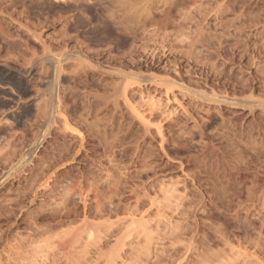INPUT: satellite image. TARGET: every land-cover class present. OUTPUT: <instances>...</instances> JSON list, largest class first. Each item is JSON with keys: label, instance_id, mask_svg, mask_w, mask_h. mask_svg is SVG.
<instances>
[{"label": "rangeland", "instance_id": "1", "mask_svg": "<svg viewBox=\"0 0 264 264\" xmlns=\"http://www.w3.org/2000/svg\"><path fill=\"white\" fill-rule=\"evenodd\" d=\"M0 264H264V0H0Z\"/></svg>", "mask_w": 264, "mask_h": 264}, {"label": "bare ground", "instance_id": "2", "mask_svg": "<svg viewBox=\"0 0 264 264\" xmlns=\"http://www.w3.org/2000/svg\"><path fill=\"white\" fill-rule=\"evenodd\" d=\"M57 1V0H56ZM126 1V0H125ZM130 15V14H129ZM27 27V26H26ZM7 83V82H6ZM4 84V83H3ZM11 84V83H10ZM16 89V88H15ZM53 98V97H52ZM54 101H56V99L54 100ZM54 101H51L52 103L54 102ZM116 102V101H115ZM55 104V103H54ZM158 106V105H157ZM98 113V112H97ZM47 118V117H46ZM67 131V130H66Z\"/></svg>", "mask_w": 264, "mask_h": 264}]
</instances>
